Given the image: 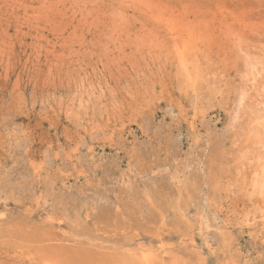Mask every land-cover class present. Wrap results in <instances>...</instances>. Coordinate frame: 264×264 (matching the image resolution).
I'll list each match as a JSON object with an SVG mask.
<instances>
[{
	"label": "rangeland",
	"instance_id": "374dc122",
	"mask_svg": "<svg viewBox=\"0 0 264 264\" xmlns=\"http://www.w3.org/2000/svg\"><path fill=\"white\" fill-rule=\"evenodd\" d=\"M0 264H264V0H0Z\"/></svg>",
	"mask_w": 264,
	"mask_h": 264
}]
</instances>
